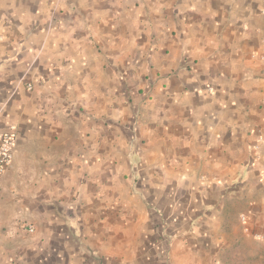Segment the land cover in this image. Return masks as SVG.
<instances>
[{
    "label": "crops",
    "instance_id": "0c3cea01",
    "mask_svg": "<svg viewBox=\"0 0 264 264\" xmlns=\"http://www.w3.org/2000/svg\"><path fill=\"white\" fill-rule=\"evenodd\" d=\"M9 127L0 264H264V0H0Z\"/></svg>",
    "mask_w": 264,
    "mask_h": 264
},
{
    "label": "built area",
    "instance_id": "2783aa9c",
    "mask_svg": "<svg viewBox=\"0 0 264 264\" xmlns=\"http://www.w3.org/2000/svg\"><path fill=\"white\" fill-rule=\"evenodd\" d=\"M16 141L17 136L14 128H0V178L6 172L12 161L16 148Z\"/></svg>",
    "mask_w": 264,
    "mask_h": 264
},
{
    "label": "rangeland",
    "instance_id": "374dc122",
    "mask_svg": "<svg viewBox=\"0 0 264 264\" xmlns=\"http://www.w3.org/2000/svg\"><path fill=\"white\" fill-rule=\"evenodd\" d=\"M138 164V163H137ZM131 172H132V174H133V180H134V185H135V187H136V185L138 184V182L140 181V177L139 176H137V174H135V171L132 169L131 170ZM136 175V176H135ZM134 187V188H135ZM248 259V260H247ZM255 260V262L253 263V264H259V261L257 260L258 259V257H251V259L250 258H248V257H246V262L248 263V264H251V262H252V260ZM257 260V261H256Z\"/></svg>",
    "mask_w": 264,
    "mask_h": 264
}]
</instances>
